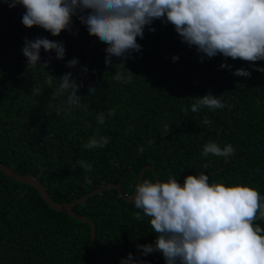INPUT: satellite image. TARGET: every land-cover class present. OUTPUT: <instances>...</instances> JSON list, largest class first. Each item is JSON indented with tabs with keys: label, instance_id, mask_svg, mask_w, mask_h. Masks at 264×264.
I'll use <instances>...</instances> for the list:
<instances>
[{
	"label": "trees",
	"instance_id": "1",
	"mask_svg": "<svg viewBox=\"0 0 264 264\" xmlns=\"http://www.w3.org/2000/svg\"><path fill=\"white\" fill-rule=\"evenodd\" d=\"M24 12L23 6L10 8L0 0V163L37 177L59 204L108 183L131 195L147 165L163 182L171 175L183 184L186 176L203 173L210 184L245 185L264 196V72L254 70L264 68V60L253 63L217 55L201 61L202 54L181 42L172 24L157 19L145 27L142 39L137 38L142 50L124 60L134 76L131 83H123L113 78L122 70L116 66L120 58L112 57L106 65V45L90 36L76 16L71 31L52 36L38 26L26 28L21 22ZM37 37L63 42L64 58L55 59V52L41 49L40 63L50 61L47 69L27 68L21 48L25 39ZM173 56L179 59L173 61ZM73 58L77 65L66 67ZM221 63L231 70L220 68ZM237 68L248 70L250 77L233 75ZM47 72L56 78L71 72L82 85L77 94L87 110L72 108L70 115H57L55 107L66 105L67 94L53 97L59 81L47 84ZM89 86L96 88L94 95ZM36 88L39 94H33ZM209 92L230 108L191 112L193 98ZM109 109L115 115L98 124L96 114ZM205 116L212 121L208 127L202 124ZM164 123L171 127L168 135ZM94 134L110 142L103 148H84ZM209 140L221 147L231 144L236 151L227 158L204 157L201 152ZM141 146L144 152L138 154ZM79 160L91 163L92 171H83ZM86 176L91 184L84 182ZM142 179L156 182L152 170ZM73 211L93 222L95 245L106 264H120L129 253L145 264H165L159 252L141 255L136 245L153 244L156 238L150 218L134 219V204L119 198L115 189L94 195ZM261 212L264 202L253 221L264 228ZM0 264L100 262L91 249L87 223L51 209L35 189L0 171Z\"/></svg>",
	"mask_w": 264,
	"mask_h": 264
},
{
	"label": "clouds",
	"instance_id": "2",
	"mask_svg": "<svg viewBox=\"0 0 264 264\" xmlns=\"http://www.w3.org/2000/svg\"><path fill=\"white\" fill-rule=\"evenodd\" d=\"M9 7L23 6L25 12L21 22L26 28L38 26L52 36L62 31H71L72 17L76 16L85 25L90 36H96L106 47L105 64L111 58H120L114 79L131 83L133 74L124 67V60L133 52L142 50L137 38H143L146 26L153 20H161L174 26L181 42L194 46L201 53V61L222 55L233 60L239 58L248 62L264 60V0H3ZM149 31H155L149 27ZM75 34V33H73ZM55 52V59H63L65 47L61 41L44 37L24 40L21 48L27 60V68L38 65L47 69L50 61H41L40 51ZM179 58L173 56L172 60ZM78 60H69L66 67L73 68ZM220 68L231 70V65L221 63ZM254 70L264 72V68ZM87 71V69H83ZM48 73V72H47ZM233 75L250 77V72L237 68ZM59 81L53 92L58 98L67 94L66 105H57L55 111L71 114L72 108H83L82 97L77 94L82 86L65 73L60 78L47 75L46 83L52 85ZM89 94L96 88L89 86ZM40 89L33 90L39 94ZM191 112L202 108L210 111L230 108L221 96L210 92L195 97ZM52 107V105H49ZM187 114L188 109H182ZM115 115L114 109L96 114L98 124H104L107 117ZM212 121L205 116L202 124L210 126ZM87 126V125H86ZM99 130H97L98 132ZM164 135L171 133V127L163 124ZM110 142L106 136L94 134L83 145L86 149L103 148ZM149 145L154 141L149 140ZM236 149L231 144L221 147L209 140L201 155L212 154L217 157H231ZM144 147L138 149V154ZM77 165L85 172L92 171V164L84 160ZM76 166H74L75 168ZM73 168V169H74ZM84 182L91 184L90 177ZM137 209L133 213L136 220L150 218V225L156 238L153 244L136 245L141 255L153 252L162 254L165 264H264V228L253 221L262 207L264 196L256 189L245 185H225L223 181L209 183L203 173L188 175L183 184L169 176L166 182H153L141 179L135 185L131 198ZM264 217V212L260 213ZM120 264H145L135 260L132 253L121 259Z\"/></svg>",
	"mask_w": 264,
	"mask_h": 264
},
{
	"label": "water",
	"instance_id": "3",
	"mask_svg": "<svg viewBox=\"0 0 264 264\" xmlns=\"http://www.w3.org/2000/svg\"><path fill=\"white\" fill-rule=\"evenodd\" d=\"M228 131V129H227ZM221 134V131L219 132V136ZM218 140V139H217ZM217 140L215 141V143H217ZM226 161H228V159H226ZM146 170H152L156 181H160L157 177V175L155 174L154 169L152 168L151 165H147L144 166L137 178L136 184L140 182V180L142 179V176L144 174V172ZM0 171L6 175L7 177H9L12 180L21 182L23 184H26L30 187H32L33 189H35L38 194L40 195V197L43 199V201L53 210L57 211V212H63L66 213L68 215H70L71 217H73L76 220H79L81 222L87 223L90 227V246L91 249L94 253V255L97 257L98 261L100 262V264H106L104 258L100 255L96 245H95V237H96V229L95 226L93 224V222L87 218L84 217L82 215L77 214L76 212L73 211V208L77 205L82 204L83 202H85L86 200H88L89 198L93 197L94 195H98L100 193H102L105 190H109V189H115L118 192L119 198L123 199L125 202L127 203H132V196L134 195L135 192V188L132 192L131 195H126L124 194V192L122 191V189L120 188V186L114 184V183H108L105 185H102L88 193H86L85 195H83L82 197H80L79 199L71 202V203H62L59 204L55 201H53L51 199V197L49 196V194L47 193L45 187L42 185V183L40 182V180L37 177H33V176H28V175H22L17 173L16 171L12 170L11 168L3 165L2 163H0ZM163 182V181H162Z\"/></svg>",
	"mask_w": 264,
	"mask_h": 264
}]
</instances>
